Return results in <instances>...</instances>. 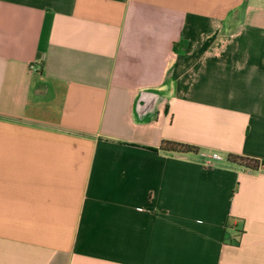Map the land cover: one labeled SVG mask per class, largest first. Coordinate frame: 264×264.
I'll list each match as a JSON object with an SVG mask.
<instances>
[{
	"label": "crops",
	"instance_id": "0c3cea01",
	"mask_svg": "<svg viewBox=\"0 0 264 264\" xmlns=\"http://www.w3.org/2000/svg\"><path fill=\"white\" fill-rule=\"evenodd\" d=\"M231 154L264 163V0H0V264H264Z\"/></svg>",
	"mask_w": 264,
	"mask_h": 264
},
{
	"label": "trees",
	"instance_id": "16d2710c",
	"mask_svg": "<svg viewBox=\"0 0 264 264\" xmlns=\"http://www.w3.org/2000/svg\"><path fill=\"white\" fill-rule=\"evenodd\" d=\"M160 150L165 152L180 153V154H189V153L197 154L199 152L198 147L194 145H189L186 143L173 141V140H164ZM228 161L232 163H236L239 166L251 171H258L260 169V166L264 164L263 162L257 159L248 158L237 154L229 155Z\"/></svg>",
	"mask_w": 264,
	"mask_h": 264
},
{
	"label": "built area",
	"instance_id": "2783aa9c",
	"mask_svg": "<svg viewBox=\"0 0 264 264\" xmlns=\"http://www.w3.org/2000/svg\"><path fill=\"white\" fill-rule=\"evenodd\" d=\"M213 160H222V157L219 154H213L211 157H209L208 163L211 164V161Z\"/></svg>",
	"mask_w": 264,
	"mask_h": 264
}]
</instances>
